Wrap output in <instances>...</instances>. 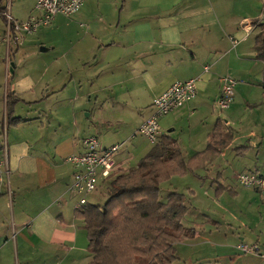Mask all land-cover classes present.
<instances>
[{"label": "crops", "instance_id": "crops-1", "mask_svg": "<svg viewBox=\"0 0 264 264\" xmlns=\"http://www.w3.org/2000/svg\"><path fill=\"white\" fill-rule=\"evenodd\" d=\"M36 3L12 0L9 6L0 4L15 20L25 21L37 14ZM5 12L0 14L3 31ZM55 18L57 31L65 27L67 38L52 40V72L10 62V52L17 55L22 47L27 51L20 64L35 57V47L44 44L40 32L44 26L25 35L21 44L13 43V48L0 42V161H5L8 173L4 177L10 184V192L0 184V264H88V232L76 217L80 195L70 188L76 168L67 160L85 151L88 136H97L88 120L93 112L86 120L83 109L92 101H101L109 110L98 122L109 130L115 122L124 131H136L121 143L105 144L99 137L102 147L125 146L115 155V162L119 172H127L139 163L132 164L134 151L142 159L152 149L135 148L133 140L151 114L154 99L173 83L192 78L199 79L196 99L163 116V132L178 140L186 160L206 150L218 122L233 133V139L206 169L183 176L193 174L202 183L191 179L181 192L198 205L201 189L210 199L220 196L218 204L225 201L224 196L237 199L241 190H252L254 194H248L257 199L259 211L228 232L220 220L202 212L200 222L188 218L192 225L188 227L197 231L195 237L179 244L185 249L225 246L227 251L228 244L237 249L240 242L249 243L248 237L264 249V193L237 181L244 171L264 175V61L257 58L255 48L260 23H264V0H85L76 14ZM207 65L210 70L205 72ZM225 76L237 80L235 98L228 109L215 114ZM11 94L19 101L9 105ZM11 108L15 121L10 118ZM238 129L247 133L255 156L242 170L229 175L232 156L250 151L235 146L242 138ZM220 186L229 190L217 195ZM175 189L172 185L169 191ZM98 193L89 195V202ZM237 225H244L245 231ZM238 252L237 262L244 261L240 264L264 263L263 258H244ZM222 257L200 264H230Z\"/></svg>", "mask_w": 264, "mask_h": 264}, {"label": "trees", "instance_id": "trees-1", "mask_svg": "<svg viewBox=\"0 0 264 264\" xmlns=\"http://www.w3.org/2000/svg\"><path fill=\"white\" fill-rule=\"evenodd\" d=\"M5 10L0 5V14ZM260 24L255 48L257 58L264 61V23ZM17 101L11 94L7 104ZM10 115L15 121L12 108ZM232 139L233 133L218 122L206 150L186 160L178 140L164 133L136 167L104 180L106 202H89L76 210L88 232V264H173L177 244L194 238L197 231L184 223L189 211L186 195L175 190L162 195V188L174 176L206 169ZM224 190L229 188L218 187L217 195Z\"/></svg>", "mask_w": 264, "mask_h": 264}, {"label": "built area", "instance_id": "built-area-1", "mask_svg": "<svg viewBox=\"0 0 264 264\" xmlns=\"http://www.w3.org/2000/svg\"><path fill=\"white\" fill-rule=\"evenodd\" d=\"M85 0H37L35 11L25 21L15 20L10 12H5L6 26L0 35V42H4L9 49L11 44H21L25 35L37 32L42 26L50 25L54 18L61 14L67 17L76 14ZM205 72L210 70L207 65ZM198 78L173 83L166 91L157 96L152 105L151 114L144 120L138 129V134L146 137L155 145L164 134L160 119L182 107L197 97ZM237 80L232 76L221 79V93L215 102V107L223 111L228 109L235 98ZM7 127L3 130V142L6 143ZM85 151L81 154L71 155L67 158L75 168L74 181L71 191L80 195L77 208L89 203L88 196L100 192L101 181L110 178L120 168L115 162V155L120 149L119 144L102 147L98 136L90 135L84 140ZM8 173V171L6 170ZM5 161H0V184L5 185L10 192L9 180L5 179ZM238 183L244 188L255 189L264 193V175L254 171H244L237 175ZM237 248L244 254L260 253L258 244L240 242ZM264 259V255H261Z\"/></svg>", "mask_w": 264, "mask_h": 264}, {"label": "rangeland", "instance_id": "rangeland-1", "mask_svg": "<svg viewBox=\"0 0 264 264\" xmlns=\"http://www.w3.org/2000/svg\"><path fill=\"white\" fill-rule=\"evenodd\" d=\"M0 3H6L8 6L9 4L11 5L12 0H0ZM2 5V4H0ZM66 17V16H65ZM3 22L0 18V34L3 31ZM57 20L56 18L54 19L53 23L50 26H44L40 29L41 32V37L42 39V43H44L41 46H38L37 48L35 47V50L37 51V53L35 54V57L32 58L31 60L26 59L25 61H22V63L20 64V60L24 57V51H27V49L25 47H22L19 51V53L17 55H14V53H11V57H10V62L12 63L13 61L17 62V64H19V66H25L26 64H30V65H34L36 66L38 69H49L50 68V72H52V70H54L55 68V64L52 63V56H53V50H52V40H57V37L61 38H67V33L63 32V29L65 27L62 28V30L57 31ZM39 32V31H38ZM11 47H15L14 44H11ZM30 49V48H28ZM11 50V49H10ZM9 50V51H10ZM38 56V58H36ZM108 105H104L103 102L101 101H92V103L90 105H87L85 107V109H83L84 111V115L82 118L87 120V114H89V112H93V117H88V120H92L91 122L93 123V130L97 133V136L100 137L101 139L104 140L105 144H111L114 142H122L124 140H126L127 136H129V134H134L131 132L130 129H125L124 131V126L123 125H119L118 123L112 122L110 125V130L107 127H104L101 124V121L98 122V120H101L104 115V112H106V110H109V106ZM151 111V109H150ZM219 112H222L221 110L215 108L214 109V113L217 114ZM224 112V110H223ZM96 117V118H95ZM101 118V119H98ZM163 119H161L162 121ZM118 130H121V133H117ZM239 130V129H238ZM125 132V133H124ZM122 134V135H121ZM239 137L241 136V140H237V142L235 143L236 147L239 146H246L248 147L247 149H250V151L248 153H243L242 155H236V153L232 156V158L230 159V163L231 166L227 167V174L231 175L233 174L235 171L237 170H242L251 159L254 158L255 156V152H253L254 150L251 149V145H250V141L248 142V138H247V133L245 132V130H239L238 132ZM105 138V139H104ZM131 144V142H130ZM129 143L126 145V147H131ZM120 145V144H119ZM133 145H135V148H147V147H151L152 148V144L151 142L144 136L137 134V137L133 140ZM122 144L120 145V149L117 152L116 155L119 154L120 151H122L125 146L121 147ZM129 147V149H130ZM122 149V150H121ZM126 149V148H125ZM264 150V149H263ZM130 151L132 152V149H130ZM133 154L134 156V161H133V165L137 164L138 162H140V156L139 153L134 151ZM254 171V170H252ZM204 173V172H202ZM235 176V175H234ZM194 179L195 182H199L202 183L200 180L195 179V177L193 176V174H191L190 176H188L187 178L185 177H180V176H175V178L172 180V182L170 184H166V186H163L162 188V195H165L169 192V188L174 185L177 187V189H175V191L177 192H181L182 190H184V187L191 183L192 180ZM236 185V184H235ZM189 186V185H188ZM248 193H252L254 194V192L251 190ZM245 193L244 190H241V195L239 198L237 199H233V197H231L230 195H227L226 197L224 196L225 201L220 202V204H218V199L220 198V196H216V200L214 199H210L208 197V193L205 192L204 190H200L199 192V196H198V205H195L194 202H192L191 200H188L187 204L189 207V211L187 214V219H186V223L188 224L187 226H192L190 225L191 223L188 222V218L189 219H194L196 220V222H200L202 219H204V215H202V212H205V214H207L210 217H213L215 219L220 220V222L222 223V225L220 224V226H222L223 228H225L224 230H226L227 232L229 230H227L228 228H232V227H236V223L237 224H244L243 221L245 220H250V216L251 215H256L257 212L259 211V209H257V199H253L251 198V196ZM109 197L108 191L106 189V187H104L102 185V189L100 190V192L96 195V197L94 196V198L90 201L92 204H101L103 205L107 198ZM257 198V197H256ZM197 203V202H196ZM195 206L197 207V209H195ZM242 210V211H241ZM227 221L224 223L222 221L226 220ZM229 220V221H228ZM234 224V225H232ZM195 225H199V224H195ZM238 226V225H237ZM237 228H239V230L241 231H245L244 228H246L244 225L243 226H238ZM223 230V229H222ZM223 231L221 233L226 234L227 232ZM236 237H240V235L235 234ZM188 241V240H187ZM187 241L185 243H187ZM246 241L249 242V244L252 243V240H250L248 237H246ZM210 244V243H209ZM214 244V242L212 243ZM253 244V243H252ZM235 244H228L229 247H231L229 250H224L225 246L223 247V249H219L217 246L214 247H208L207 245H201V246H197L194 247L193 249H185V246H183V244H179L177 247V255H178V260L177 262H175V264H200L202 262H209L210 260H212L213 258H218V257H222V259H226L230 264H240L241 262H237V257L239 255L238 250L234 247ZM260 249L262 247V245L260 246V244H258ZM264 250V249H263ZM262 250V252L260 251V253H256V254H244L241 255L242 257L246 258V257H253V256H258L260 258H262L261 255H264V251ZM240 251V250H239ZM227 252V253H225ZM241 252V251H240ZM242 253V252H241ZM208 258V259H206ZM203 259H206L205 261H202ZM249 261V260H248ZM264 261V259H263ZM192 262V263H191ZM227 262V263H228ZM205 264V263H203ZM264 264V263H261Z\"/></svg>", "mask_w": 264, "mask_h": 264}]
</instances>
